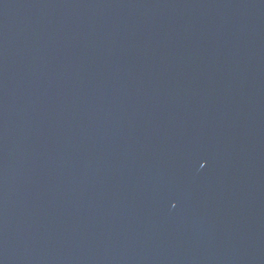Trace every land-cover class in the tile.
<instances>
[{"label": "water", "instance_id": "obj_1", "mask_svg": "<svg viewBox=\"0 0 264 264\" xmlns=\"http://www.w3.org/2000/svg\"><path fill=\"white\" fill-rule=\"evenodd\" d=\"M0 264H264V0H0Z\"/></svg>", "mask_w": 264, "mask_h": 264}]
</instances>
